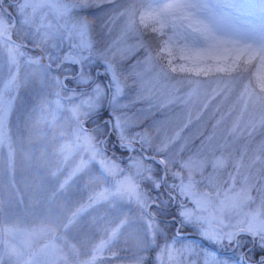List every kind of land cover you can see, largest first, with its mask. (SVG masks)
Instances as JSON below:
<instances>
[{"label": "snow or ice", "instance_id": "1", "mask_svg": "<svg viewBox=\"0 0 264 264\" xmlns=\"http://www.w3.org/2000/svg\"><path fill=\"white\" fill-rule=\"evenodd\" d=\"M254 4L106 0L76 69L94 123L168 193L160 216L177 222L163 234L195 233L191 264H264V30L243 23Z\"/></svg>", "mask_w": 264, "mask_h": 264}, {"label": "rangeland", "instance_id": "2", "mask_svg": "<svg viewBox=\"0 0 264 264\" xmlns=\"http://www.w3.org/2000/svg\"><path fill=\"white\" fill-rule=\"evenodd\" d=\"M102 3L20 0L13 27L18 22L31 39L30 52L2 39L14 28L7 29L13 21L0 12V264H147L149 255L150 264L194 259L192 239L175 231L176 239L164 240L155 222L160 213L138 188L151 175L143 162L109 159L87 133L98 99L80 90L86 80L77 67H64L72 85L55 72L65 39L60 28L71 34V54L81 63L108 23L95 6ZM254 9L243 21L251 36L264 30L261 0ZM256 73L251 67L247 74L253 83Z\"/></svg>", "mask_w": 264, "mask_h": 264}, {"label": "trees", "instance_id": "3", "mask_svg": "<svg viewBox=\"0 0 264 264\" xmlns=\"http://www.w3.org/2000/svg\"><path fill=\"white\" fill-rule=\"evenodd\" d=\"M17 2V0H2V3L0 4V12L4 15L5 20L10 22L11 16L14 18H17V9L14 3ZM7 11H9L10 14H7ZM93 17V16H92ZM90 19L94 20L90 17ZM65 35V39L62 42V48L59 52V55L61 57H64L65 55L70 54L75 49L73 48V41L70 37L71 34L67 35L65 29L60 28ZM13 38L19 42L26 43L27 45L31 46V39L26 36L22 30V26L17 22L15 29L13 30ZM18 49L30 52L29 48H19ZM64 67L65 65L61 66L56 70V74L60 77L67 76L66 73H64ZM68 85H72V79H67L65 81ZM89 118L90 121L86 123L87 127V133L92 137L93 142L96 145H102L103 151L106 153L107 157L111 160H116L121 163H123V156L121 154V151L117 149L115 141L108 139V130L103 126V124L100 123H94L96 119V113L91 115ZM155 178L152 177V175L145 174L140 181L138 182V188L140 191L144 194H146L152 203L149 205L151 206V210H154L157 215L160 213V209L163 208L162 200L169 198V195L167 192H158L157 188L154 185ZM155 222L158 224V227L162 229L164 232L165 226L169 223H176L177 221H167L163 220L162 217H155ZM180 234H187L189 233L185 228H180L179 232ZM171 238L176 239V233L174 229L169 228L167 230V235L164 240H171ZM183 241V239H181ZM152 258V255H149L147 264H150V260Z\"/></svg>", "mask_w": 264, "mask_h": 264}, {"label": "water", "instance_id": "4", "mask_svg": "<svg viewBox=\"0 0 264 264\" xmlns=\"http://www.w3.org/2000/svg\"><path fill=\"white\" fill-rule=\"evenodd\" d=\"M10 27L12 28L13 25H10ZM2 37L5 38V39H8L9 41H11V42H13V43H15V44H17V45L25 46V45H22V44L17 43L16 41L12 40L11 38H9V37H7V36H5V35H3ZM67 59H68V60H72L73 62L79 64L78 61H77L74 57H72V56H67V57H65L64 59H62L61 63H64ZM46 63L48 64V61H46ZM48 65H49V64H48Z\"/></svg>", "mask_w": 264, "mask_h": 264}, {"label": "flooded vegetation", "instance_id": "5", "mask_svg": "<svg viewBox=\"0 0 264 264\" xmlns=\"http://www.w3.org/2000/svg\"><path fill=\"white\" fill-rule=\"evenodd\" d=\"M17 4H18V2H16V3H14V5L15 6H17ZM75 49V48H74ZM76 50V49H75ZM67 77H69V76H67ZM86 89V87L85 88H80V90H85Z\"/></svg>", "mask_w": 264, "mask_h": 264}]
</instances>
